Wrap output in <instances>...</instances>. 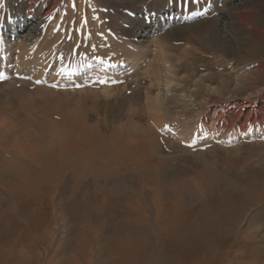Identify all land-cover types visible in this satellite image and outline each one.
Returning <instances> with one entry per match:
<instances>
[{
  "label": "bare ground",
  "instance_id": "1",
  "mask_svg": "<svg viewBox=\"0 0 264 264\" xmlns=\"http://www.w3.org/2000/svg\"><path fill=\"white\" fill-rule=\"evenodd\" d=\"M59 1L30 0L19 7L13 6L8 14L3 15L11 0H0L2 57L11 55L15 51L16 42L21 38L22 44L27 46L43 42V31L50 28L49 17L55 11H61ZM114 1L113 5L118 8L116 10H122L120 20L126 24V30L140 43L148 42V35L158 36L154 44L152 42L151 45H145L146 49L141 54L142 59L146 58L149 62L152 57L153 63L161 66V70L153 69L162 90L155 99L158 110L159 105L164 104L170 86H180V80L176 78L180 64L193 65L194 61L201 59L199 55L204 56L203 53L209 50L226 55L229 48L235 47H231L223 34L228 33L230 40L235 39L230 36V27L234 26V22L241 24L247 35L255 33L256 24H253V20L251 22V14L256 8V5H252L254 0L247 4L236 3L229 8L230 18L224 16L227 10L221 11L223 15L220 13L218 17H214L213 23L207 28H203V22L192 23L190 20L188 12L191 0L187 7L183 6L181 0ZM79 2L81 11L78 19H81L91 9L84 10L81 7L83 0ZM141 4L146 6V13L139 11L138 5ZM262 4L260 5L263 7L264 3ZM144 15H147L145 17H148V21ZM173 15L176 16L172 21L170 17ZM76 28L78 30L79 25ZM142 34L146 37L141 36ZM180 36H185L187 43L181 44ZM57 39L52 37L46 45L55 43ZM244 42L249 46L247 38ZM73 45L71 40L49 47V52L58 56L55 65L67 71V74H77L90 68L93 60L103 64L106 74H109L123 69L122 66L129 61L127 58L121 63L104 60L99 53L84 55L83 47L78 59L77 54L72 58L68 51ZM194 45L201 48L197 50ZM201 50L204 52H200ZM64 51L67 52L66 55ZM105 51L112 53L115 50ZM126 51L127 49L122 51V55L127 56ZM252 51L257 52L255 49ZM175 56L176 61L173 59ZM7 57L2 59V62L8 63L5 66L17 64L18 58L13 61ZM75 58L78 64H82L78 69L74 68ZM248 60L242 62L247 63ZM173 63L179 65H175V71L171 69ZM91 69L97 70L99 67ZM108 78L110 80L111 76ZM92 80H86L89 81L88 89L100 87L102 81L105 82L104 87L113 85L107 79ZM71 88L69 86L66 93L61 94L45 88L32 94H24L17 107L23 117L12 123H15L11 134L13 145L3 144L0 147V176L5 177V181H0L3 185L0 186V264L5 259L9 264H214L216 259L224 256L225 249L235 245L241 235L245 206L257 204L264 198V181L249 182L247 194L238 195L229 203V220L225 224L208 229L195 217H190L181 229H177L174 223L166 224L164 216L171 207L169 202L188 207L198 199V191L193 195L187 192L193 188H187L184 182L176 179L171 181V175H168L169 172L165 173L163 166L159 169L145 167L135 173L125 170L114 172L112 158L117 155L118 146L113 143L112 138L125 134L129 143H135L143 136L145 129H150L156 152L159 146L154 129L148 124L120 127L110 130L107 137L102 129H107L108 126H103L98 115L97 94L92 90L75 93L70 91ZM79 88L81 87L77 86L76 89ZM37 99L38 103L35 102ZM242 108H249V104L242 103ZM66 116L79 122L80 147L65 155L59 165L54 166L43 146L49 140L47 133L50 131L51 121H61ZM250 118L247 117L244 121H250ZM19 126L32 128L36 133L18 132ZM41 172L52 179L48 188L37 192L30 188V184L32 177ZM147 180L153 183L151 193L156 212L154 217L149 215V206L142 190ZM232 187L238 190L240 185ZM17 189L24 191L22 193ZM2 190L7 193V201ZM25 195L27 201L23 202ZM10 207L14 208V213L8 211ZM144 214L146 218L141 223H131V220ZM57 221L64 226L63 236L60 244L51 250L57 233L53 226ZM39 244L45 247L44 251L47 253L49 249L51 251L42 255L38 250Z\"/></svg>",
  "mask_w": 264,
  "mask_h": 264
},
{
  "label": "rangeland",
  "instance_id": "2",
  "mask_svg": "<svg viewBox=\"0 0 264 264\" xmlns=\"http://www.w3.org/2000/svg\"><path fill=\"white\" fill-rule=\"evenodd\" d=\"M29 1L11 0L4 9L3 15L8 14L13 6L19 7ZM252 1L197 0L193 3L191 0L188 14L192 23L203 22V28H207L213 23L214 17L222 13L221 11H228L236 3L247 4ZM114 2V0H83L81 7L84 10L87 8L91 10L78 19L81 11L79 0H60L61 11L60 13L55 11L51 18L49 17L50 28L43 31L45 33L42 37L43 42L27 46L22 44V38L19 39L15 51L5 56H9L7 58L13 61L14 58H18L17 64L12 66H5L4 64L8 63L2 62L5 57L0 54V70L3 69L0 72V147L3 144L13 145L11 134L15 123H12L23 117L17 107L23 100L24 94H32L41 88L61 94L66 93L67 88L72 86L71 92L85 93L92 90L97 94L100 121L103 126L109 127L102 129L107 137L110 130L120 127L129 128L134 125L140 127L144 124L151 126L159 146L158 149L156 148V155L171 157L163 165L164 171H167L165 173L169 172L171 181L176 179L184 182L187 188H193L187 191L193 195L197 189L195 190L196 187L187 181L196 174L197 169L182 155L174 152L177 148L200 155L208 153L209 150L216 151L221 164L227 165V173L236 181V185L264 181V68L262 67L264 6H261L264 0H254L252 3L257 8L251 14V22L253 20L252 23L256 24L255 33L247 35L246 29L234 22V26L230 27V36H234L235 39L230 40L228 33L223 34L226 38L223 39L231 43V47H235L232 48L233 50L229 48L226 55L214 50L207 52L201 50L204 56L199 55L201 59L194 61L193 65L180 64V70L176 73L180 86H170L168 93L165 92V102L159 105V110L155 106L157 104L155 99L162 90L158 77L153 74V69L161 70V66L155 65L152 57L149 62L146 58H141L142 50L146 49L145 45L148 43L151 45L152 42L154 44L158 36L148 35L146 38L148 42L140 43L126 30V24L120 20L122 10H116L118 8H115ZM138 6L139 11L146 13L147 8L144 4ZM145 16L147 15H144V18L148 21V17ZM175 16H171L170 20L173 21ZM224 16L230 18L229 11ZM10 17L13 18V15ZM141 36L146 37L144 34ZM52 37L58 39L47 46V42ZM184 38L185 36L179 37L181 44L187 43ZM245 38L250 41L249 46L244 42ZM71 40L74 45L68 52L71 53L72 58L77 54L78 59L80 49L83 47L84 55L99 53L104 60L121 63L127 58L129 61L122 66L123 69L109 74H106L103 64L96 60L91 62L90 68L99 67L97 70L87 68L77 74H73L74 72L67 74V71L55 65L58 56L51 54L49 47L62 42L68 43ZM194 47L197 50L201 48L198 45ZM112 49L115 50L112 53L105 51ZM126 49L127 56H124L122 51ZM254 49L259 55L252 51ZM64 54L66 55L67 52L64 51ZM76 58L73 63L74 68L78 69L82 64H78ZM175 58L176 56L173 57L174 61L177 60ZM242 60L249 62L245 63ZM175 65L173 63L171 67L173 71L179 66ZM160 77L162 79V75ZM89 78L101 81L107 79L113 85L104 87L105 82L102 81L100 87L88 89L89 81L86 80ZM77 86L81 88L76 89ZM35 102L38 103L39 99ZM242 103L249 104V108H242ZM247 117H251L250 121H244ZM18 132L36 133L27 126H19ZM152 189L153 183L147 180L142 190L149 206V215L154 217L156 212L152 203ZM2 193L7 201V193L3 190ZM61 225L57 221L53 226L57 233L52 241L51 250L58 246V243L60 244L64 227ZM240 231L241 235L235 245L226 248L225 255L216 259L214 264H264V198L257 204L245 206ZM38 247L42 255L51 251L49 249L47 253L44 251L45 247L40 244Z\"/></svg>",
  "mask_w": 264,
  "mask_h": 264
},
{
  "label": "clouds",
  "instance_id": "3",
  "mask_svg": "<svg viewBox=\"0 0 264 264\" xmlns=\"http://www.w3.org/2000/svg\"><path fill=\"white\" fill-rule=\"evenodd\" d=\"M50 131L47 133L49 140L43 146V150L48 153L54 166H58L61 159L74 152L80 147L81 139L79 134V122L69 116L61 121H51ZM59 137V139H57ZM118 146L117 155L112 158V170L116 173L122 170L128 173H135L145 167L161 168L171 157H160L156 155L154 149L153 133L150 129H145L144 134L135 143H129L125 134H118L112 138ZM175 153L182 155L191 166L196 167V174L188 178L198 191V199L190 206L169 202L170 209L164 216L166 224L174 223L177 229L184 227L185 222L190 217L200 219L206 228L220 226L229 220V203L238 195H246L249 186L241 184L239 189H234L232 185L236 183L227 173V165H222L218 159L217 152L209 150L208 153L192 154L183 149L177 148ZM51 177L46 173H36L32 177L31 189L43 192L49 187ZM0 181H5L4 176H0ZM0 186H3L0 184ZM23 193V189H17ZM27 196H24V201ZM10 213H14V208H9ZM146 218V214L131 220L132 224H139ZM3 264H9L5 259Z\"/></svg>",
  "mask_w": 264,
  "mask_h": 264
},
{
  "label": "snow or ice",
  "instance_id": "4",
  "mask_svg": "<svg viewBox=\"0 0 264 264\" xmlns=\"http://www.w3.org/2000/svg\"><path fill=\"white\" fill-rule=\"evenodd\" d=\"M184 7L188 6L189 0H181ZM193 3L197 2V0H192ZM75 7V5H73ZM37 83H40V81H37Z\"/></svg>",
  "mask_w": 264,
  "mask_h": 264
}]
</instances>
